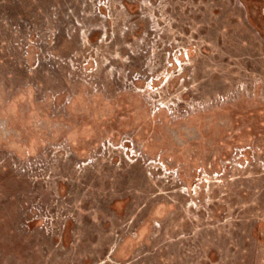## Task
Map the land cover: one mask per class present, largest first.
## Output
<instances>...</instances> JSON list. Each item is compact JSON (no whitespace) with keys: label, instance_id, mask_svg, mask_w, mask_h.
I'll list each match as a JSON object with an SVG mask.
<instances>
[{"label":"rangeland","instance_id":"rangeland-1","mask_svg":"<svg viewBox=\"0 0 264 264\" xmlns=\"http://www.w3.org/2000/svg\"><path fill=\"white\" fill-rule=\"evenodd\" d=\"M0 264H264V0H0Z\"/></svg>","mask_w":264,"mask_h":264},{"label":"flooded vegetation","instance_id":"flooded-vegetation-1","mask_svg":"<svg viewBox=\"0 0 264 264\" xmlns=\"http://www.w3.org/2000/svg\"><path fill=\"white\" fill-rule=\"evenodd\" d=\"M176 132H177V131H176ZM176 132H175V131L173 132L174 136H176V135H175V134H176Z\"/></svg>","mask_w":264,"mask_h":264}]
</instances>
